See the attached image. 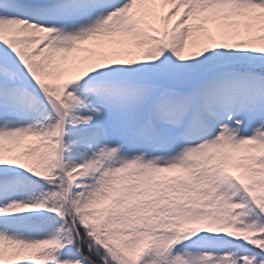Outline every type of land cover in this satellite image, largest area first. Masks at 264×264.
Instances as JSON below:
<instances>
[{"label": "snow or ice", "instance_id": "6c2138e0", "mask_svg": "<svg viewBox=\"0 0 264 264\" xmlns=\"http://www.w3.org/2000/svg\"><path fill=\"white\" fill-rule=\"evenodd\" d=\"M0 264H264V0H0Z\"/></svg>", "mask_w": 264, "mask_h": 264}]
</instances>
